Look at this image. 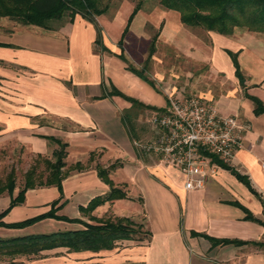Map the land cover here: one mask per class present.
<instances>
[{
    "label": "crops",
    "instance_id": "crops-1",
    "mask_svg": "<svg viewBox=\"0 0 264 264\" xmlns=\"http://www.w3.org/2000/svg\"><path fill=\"white\" fill-rule=\"evenodd\" d=\"M140 14L134 15L129 28L139 26ZM112 22L118 31L108 37L97 21L105 51L94 44L92 23L78 14L55 30L0 29V144H12L24 156L50 162L59 145H64L66 155L59 189L27 188L23 200L0 220L13 224L51 211L73 221L42 218L19 229L0 226V239L76 231L82 222L113 218L139 225L147 237L119 241L112 249L96 252L58 247L36 255H13V264H264V113H254L251 101L252 97L264 105L263 37L248 31L228 36L205 31L202 41L190 27L176 23L172 30L165 25L167 44L199 69L194 82L211 81L212 86L178 87L174 74L165 83L156 74L161 83L157 90L118 58L117 42L126 19L120 12L107 24ZM231 55L242 86L234 76ZM114 91L157 111L163 109L165 93L176 98L195 95L221 115L237 119L240 148L229 165L213 167L202 189L185 190L177 170L132 145L152 138L148 118L153 110L131 107ZM138 109L148 111V133L143 136L134 123L133 111ZM111 164L117 166L107 180L124 198L84 212L91 199L108 193L110 186L98 177L97 168ZM13 197L0 194V213ZM222 240L228 243L219 244Z\"/></svg>",
    "mask_w": 264,
    "mask_h": 264
},
{
    "label": "trees",
    "instance_id": "trees-1",
    "mask_svg": "<svg viewBox=\"0 0 264 264\" xmlns=\"http://www.w3.org/2000/svg\"><path fill=\"white\" fill-rule=\"evenodd\" d=\"M157 3L162 9L167 11H174L178 14L179 23L186 26L201 29L204 32H215L220 35L228 36L234 28H244L248 31L264 33V0H157ZM141 3H136L132 7V11L126 18V22L122 32L120 33V40L117 42L119 49L118 58L125 63L123 57V43L126 35L128 34L129 24L134 18V15L140 11ZM108 9V4L105 0H0V18L8 17V19L22 24V26H36L43 30H55L63 23H70L75 15H79L82 19L92 23L95 30L94 44L98 49H105L101 45V30L96 21ZM56 22L57 25L52 28L49 24ZM155 39V36H153ZM153 39L151 40V42ZM96 48V49H97ZM149 54L153 53V48L149 46ZM234 76L237 77L238 84L243 85V77L240 75L235 58L231 55ZM127 70L137 75L140 79L145 81L150 87H153L152 81L147 80L143 76L142 71H138L133 67L126 66ZM117 96H121L131 107H138L147 109L148 111H157L152 107H144L140 103L122 96L117 92H113ZM254 106V113L263 112L264 105L257 99L251 97ZM159 111V110H158ZM126 128L131 133L133 131L132 124L126 118ZM64 145H59V149L54 153L53 162L48 161L45 163L47 175L44 181L38 182L37 186H56L60 187V181L63 173L60 171L64 166ZM117 165H110L107 168H97L98 177L109 185L110 188L106 196L96 197L89 201L84 212L91 211L95 206L113 199L124 198V193L119 189L113 188L110 181L107 180V175L111 169ZM220 167L224 165L218 164ZM77 169L80 165H75ZM230 172L237 176L238 179L246 186L247 182L238 176L233 170ZM33 171L27 172L23 188L17 192L16 196L10 200L7 209L0 213V218L3 214L14 204L19 203L22 199L23 193L28 189L34 187L31 178ZM248 187V186H247ZM5 191L6 194L11 195L13 185L8 179L6 186L0 187V194ZM42 218H53L67 222H73L63 217L53 215V212L42 214L41 216L32 218L22 222L13 224H4L0 220V226L3 228L19 229L33 223ZM82 229L76 231H64L42 235H29L26 237L0 239V249H4L5 254L8 256L13 255H36L40 251L50 250L53 248L63 247L70 252L109 250L115 247V243L119 241H135L140 242L147 237V234L141 230L139 225L132 224L126 219H106V220H92V223H80ZM139 234H142L139 236ZM219 244H226L227 241H218ZM261 246H264L261 244Z\"/></svg>",
    "mask_w": 264,
    "mask_h": 264
},
{
    "label": "rangeland",
    "instance_id": "rangeland-1",
    "mask_svg": "<svg viewBox=\"0 0 264 264\" xmlns=\"http://www.w3.org/2000/svg\"><path fill=\"white\" fill-rule=\"evenodd\" d=\"M105 1L108 4V9L105 14L96 17V21H99L101 25L104 26L103 28L107 31L108 37L111 36V31L116 32L118 28H116V23H107L114 20L120 12L122 19L125 20L133 5L138 2L141 3L140 11H138L141 13L140 16H142L141 22L138 23L139 26L129 28L131 32H128L123 43V48L125 50V52L123 51L125 66H130L138 71H142L143 76L146 79L152 80V84L157 90L161 87V83L156 82L157 80L154 77L156 74L163 76L164 83L169 77V74H174L175 79H177L174 84L178 85V87L186 85L192 88L194 86V88L197 89L198 87L203 88L207 85L208 87L212 86L210 83L211 81L209 82L208 80L207 83H195L193 76L197 75L199 69L193 64L191 65L189 58H185L178 49H174L166 42L167 33L164 31V26L167 25L168 28H172L174 24L179 23L177 12L162 9V7L158 5L157 0ZM49 25L54 28L57 23L52 22ZM21 27L35 28L36 26H22V24L20 25L8 19V17L0 18V29L7 31L17 28L20 29ZM173 29L174 27L172 30ZM188 29H191L198 39L206 41L204 36H202L204 34L203 30L197 28ZM232 31L247 32L248 30L233 27ZM248 32L256 33L264 39V33L254 31ZM153 36H155V39ZM152 39L153 41L151 42ZM150 45L153 48V53L148 57ZM203 72L204 71H202V73ZM147 112L146 110L139 109L133 111V115L137 114L134 120L135 127L142 131V136L148 133V126L146 125L147 123H145V118L148 115ZM48 161L46 157L24 156L17 148H13L12 144L9 147L0 144V187L6 186L8 179H10L13 185L12 194L16 196L17 192L25 186L26 175L29 171H33L31 181L34 186H37L38 182H43L47 175L48 169H46L45 163ZM2 193H5V191ZM141 235L142 234H139V236ZM13 261L14 257L6 255L4 249L1 248L0 264H13Z\"/></svg>",
    "mask_w": 264,
    "mask_h": 264
},
{
    "label": "built area",
    "instance_id": "built-area-1",
    "mask_svg": "<svg viewBox=\"0 0 264 264\" xmlns=\"http://www.w3.org/2000/svg\"><path fill=\"white\" fill-rule=\"evenodd\" d=\"M165 106L152 112L148 123L152 138L133 141L141 153L153 155L177 170L185 190H199L216 164L229 165L240 148V126L198 97L176 98L165 93ZM264 168V163L261 164ZM264 220V212L262 213Z\"/></svg>",
    "mask_w": 264,
    "mask_h": 264
}]
</instances>
